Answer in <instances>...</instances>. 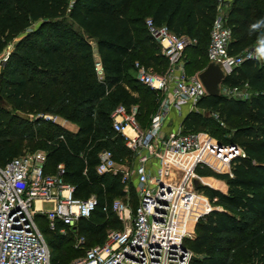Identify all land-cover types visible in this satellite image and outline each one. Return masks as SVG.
Here are the masks:
<instances>
[{
	"label": "trees",
	"instance_id": "16d2710c",
	"mask_svg": "<svg viewBox=\"0 0 264 264\" xmlns=\"http://www.w3.org/2000/svg\"><path fill=\"white\" fill-rule=\"evenodd\" d=\"M216 1L0 0V53L12 44L0 65V165L25 148L40 149L45 152V173H54L61 164L62 179L73 185L75 197H96L90 216L78 219L68 234L50 232V264H66L82 254L73 247L72 233L91 246L103 242L108 230L122 228L111 204L125 196L123 185L117 175L97 174L95 165L102 149L110 150L118 162L130 158L122 135L112 127L110 115L118 104L127 111L135 106L142 128L157 104V93L132 75L135 61L161 74L167 67L145 19L196 39L183 51L190 55L184 65L190 75L192 68L200 72L208 62L209 34L206 47L201 35L208 23L211 27ZM259 5L264 0H232L224 13L229 54L241 52L255 38L250 21ZM96 56L101 77L94 66ZM223 84H246L251 96L236 100L205 95L196 105L201 111H190L181 122L182 132H209L243 152L231 161L230 173L197 170L222 180L226 191L198 185L214 208L198 219L194 237L185 241L195 255L189 264H264V56L244 60ZM48 113L75 124L76 130L43 119ZM127 193L133 210L132 182Z\"/></svg>",
	"mask_w": 264,
	"mask_h": 264
},
{
	"label": "built area",
	"instance_id": "2783aa9c",
	"mask_svg": "<svg viewBox=\"0 0 264 264\" xmlns=\"http://www.w3.org/2000/svg\"><path fill=\"white\" fill-rule=\"evenodd\" d=\"M217 10L206 57L219 62L227 76L244 60L260 61L264 39L229 54L230 29L219 7ZM145 26L166 58L167 67L162 74H152L135 61L132 75L157 93L155 111L147 127L142 128L135 119L136 108L127 111L118 104L110 115L112 127L122 135L130 158L121 163L110 150L102 149L95 165L97 174L117 175L123 185L125 196L111 204L122 228L108 230L103 242L91 246H84L82 235L72 233L73 247L82 254L66 264H189L195 255L185 241L194 237L196 222L212 209L210 200L194 185V181L208 185L197 169L230 173L231 161L243 156L239 146L222 144L202 131L164 130L171 108L189 104L196 109L206 91L198 73L189 75L183 68V51L191 40L164 25H154L150 18L145 19ZM94 66L101 77L97 57ZM251 93L246 84L222 83L220 87V95L227 99L248 100ZM211 116L218 120L216 112ZM44 163L45 152L35 150L0 165V264H50L49 246L35 223V213L43 215L48 231L66 235L78 219L88 218L96 207L95 195H73V185L62 179L61 164L54 173H45ZM130 182L136 196L133 210L127 193ZM45 203L49 207L44 209Z\"/></svg>",
	"mask_w": 264,
	"mask_h": 264
},
{
	"label": "rangeland",
	"instance_id": "374dc122",
	"mask_svg": "<svg viewBox=\"0 0 264 264\" xmlns=\"http://www.w3.org/2000/svg\"><path fill=\"white\" fill-rule=\"evenodd\" d=\"M217 2V4H216V13L218 12V10H217V7H219V11H221L223 14L225 13V12H227V9L230 7V4H231V2H232V0H217L216 1ZM258 9H259V13H258V10L257 9H255L254 10V18L250 21V26H252V28H255V29H251V33H252V35L255 37L251 42H249L248 44H246L244 47H243V49H242V51L243 50H245V49H247L248 47H250V45H254V44H257L258 42H259V39L260 38H262L263 37V39H264V5H259L258 6ZM258 13V14H257ZM258 15V16H257ZM36 25H37V22H35V23H33L32 25H31V27L30 28H34V27H36ZM258 28V30H256ZM209 29H210V23H208L207 25H206V27H204L203 28V33H202V40H203V44H204V46L206 47V43H207V40H208V34H209ZM257 33V34H256ZM191 40V43H188V45H191V44H193V43H195L196 42V39L195 38H193V39H190ZM201 43V44H202ZM200 44V45H201ZM187 45V46H188ZM11 47H12V44H9V45H7V47L2 51V53H0V61H2L4 58H5V56H6V54H8L9 53V50L11 49ZM263 48H264V43H263ZM206 49V48H205ZM188 58H190V55H189V53L188 52H186L185 54H183V60H182V62H183V68H184V65H185V60L186 59H188ZM1 65V64H0ZM149 71H150V73H152V74H161V73H158L157 71H154V70H151V69H149ZM188 72H190V73H192V74H195V73H199V71H197V70H195L194 68H192L190 71H188ZM146 87V86H145ZM148 88H150V87H148ZM155 101H156V99H155ZM155 105V102H154V104H153V106ZM132 107V106H131ZM131 107L129 108V109H131ZM133 107H135V106H133ZM136 108V107H135ZM155 108H156V106H155ZM155 108L153 109L152 108V110L150 111V113H149V117L152 115V113L155 111ZM43 115H48L50 118H45V117H43V119H46V120H51L52 122H54V123H56V124H59L60 126H62V127H64L65 129H67V130H69V131H73V129H74V127H75V124H73V123H71V122H69V121H67L66 119H63V118H61L60 116H58V115H55V114H51V113H48V114H43ZM42 115V116H43ZM221 127V126H220ZM221 129V128H220ZM206 133V132H205ZM209 133V132H208ZM207 133V134H208ZM211 136V135H210ZM216 139V138H215ZM37 150H40V149H37ZM35 151V150H34ZM30 152H32V150H30V149H24V151L21 153V155H26L27 153H30ZM128 159V158H127ZM123 162V161H122ZM121 162V163H122ZM212 171V170H211ZM212 172H214V171H212ZM215 173H217V172H215ZM219 174H221V173H219ZM214 178V177H213ZM211 179V178H210ZM216 179V178H215ZM203 181H205V182H207V181H209V180H204L203 179ZM215 182H216V184H218L219 185V183H218V181H216V180H214ZM208 183V182H207ZM200 185H202V186H205L206 184H201L200 183ZM218 185H217V187H218ZM208 186V185H207ZM223 187V186H222ZM214 188V187H213ZM223 189H224V187H223ZM128 197H129V194H128ZM210 204H211V202H210ZM43 206V208L45 209V208H47V207H49V204L48 203H45V204H43L42 205ZM211 207L212 208H214L213 207V205L211 204ZM34 220H35V223L37 224V226H38V228L40 229V231L42 232V234L44 235V238H45V240L47 241L50 237H51V233H50V231H48L47 230V227H46V223H45V221H44V218H43V215L41 214V213H35V215H34ZM261 223H264V221L263 222H261ZM76 256H78V253H76L73 257H70L69 259H67V261H69V260H71L72 258H74V257H76Z\"/></svg>",
	"mask_w": 264,
	"mask_h": 264
},
{
	"label": "water",
	"instance_id": "95a60500",
	"mask_svg": "<svg viewBox=\"0 0 264 264\" xmlns=\"http://www.w3.org/2000/svg\"><path fill=\"white\" fill-rule=\"evenodd\" d=\"M7 55L0 61V64L6 60ZM197 76L206 91V95L220 96V87L226 78V74L219 62L213 60L208 61L204 69ZM194 185L198 187L197 181H194Z\"/></svg>",
	"mask_w": 264,
	"mask_h": 264
},
{
	"label": "crops",
	"instance_id": "0c3cea01",
	"mask_svg": "<svg viewBox=\"0 0 264 264\" xmlns=\"http://www.w3.org/2000/svg\"><path fill=\"white\" fill-rule=\"evenodd\" d=\"M190 111H201V110H199L197 107H196V109H192L189 104H184L179 109L178 108L177 109L176 108H171V110H170V112L168 114V117H167V119L165 121V124H164V130H166V131H176L179 128L182 131L181 122H182L183 118ZM75 130H76V126L74 127L73 131H75ZM125 160H128V159L124 158L123 162H125ZM197 170H199V169H197ZM199 176L203 177L204 180H209V181H207L208 182V187H210L212 189L220 190L222 192L226 191V185H225V183L222 180H219L217 178L215 179V177L213 178V176H203V175H199ZM214 180L218 181L219 185L216 184V182ZM198 185H200V184H198ZM217 185H218V187H217ZM205 186H207V185H205ZM222 186L224 187V189H223Z\"/></svg>",
	"mask_w": 264,
	"mask_h": 264
}]
</instances>
